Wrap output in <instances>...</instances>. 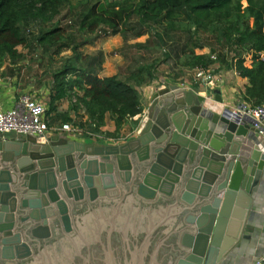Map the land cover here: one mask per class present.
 I'll use <instances>...</instances> for the list:
<instances>
[{
    "label": "water",
    "instance_id": "water-1",
    "mask_svg": "<svg viewBox=\"0 0 264 264\" xmlns=\"http://www.w3.org/2000/svg\"><path fill=\"white\" fill-rule=\"evenodd\" d=\"M210 91L222 104L219 89L158 85L131 139L86 144L51 133H0V240L20 244L2 257L30 256L27 243L10 238L15 227H30V241L47 236L49 227L79 224V211L111 208L134 238L143 216L150 227H163L166 239L177 235L181 256L168 264L239 258L257 228L264 136L249 115L213 109ZM156 228L148 230L138 257Z\"/></svg>",
    "mask_w": 264,
    "mask_h": 264
},
{
    "label": "trees",
    "instance_id": "trees-1",
    "mask_svg": "<svg viewBox=\"0 0 264 264\" xmlns=\"http://www.w3.org/2000/svg\"><path fill=\"white\" fill-rule=\"evenodd\" d=\"M70 1L0 0V67L18 63L22 54L17 46L29 47L36 42L56 48L57 53L66 49L67 35L56 17ZM132 19L146 28L161 26V32H154V38L161 43L163 38L174 41L172 60L178 64V72L184 68H207L217 61L247 79L243 100L249 106H264V0H132L108 7L93 4L77 13V31L91 34L99 30L102 36L122 34L126 38L123 26ZM32 20L45 24V28L38 33H26V27L22 29L21 24ZM198 32L205 35L200 39L201 44L192 48L183 44L185 39L196 40ZM141 35L143 32L139 31L132 36ZM146 42H151L149 37ZM204 46L209 47L208 53L195 52V48ZM166 56L171 57L169 53ZM248 57L250 66L244 64ZM153 67V64L142 65L126 79L118 74L99 77L93 64L79 66L76 60H68L53 74L45 117L54 122L55 118L49 115L57 111L56 103L68 100V110L56 112L57 116L70 121L68 111L82 108L87 122L94 123V131H99L105 115L109 114L115 126L113 137L125 121L142 112L135 86L151 82Z\"/></svg>",
    "mask_w": 264,
    "mask_h": 264
},
{
    "label": "rangeland",
    "instance_id": "rangeland-1",
    "mask_svg": "<svg viewBox=\"0 0 264 264\" xmlns=\"http://www.w3.org/2000/svg\"><path fill=\"white\" fill-rule=\"evenodd\" d=\"M131 1L132 0H71L70 3L64 4L61 7V13L56 17V20L60 21L62 28L64 29V33L67 35V40L65 42L67 45L66 49L57 53L56 48L43 47L36 42H32L29 47L17 46L16 48L17 51L27 53L25 61H28L27 65L34 73H32V77L34 79L33 83L36 80L41 79L45 82L47 81V87L50 88L52 86L53 74L57 72L58 69L68 60H76L79 66L93 64L96 70L100 67V65L97 64L98 61H100L101 64L102 62L104 63L107 61L108 63L105 64V67L108 69L114 67V69L117 70V74H119L122 78L123 76L129 77L130 70H133L132 72H134L142 65L151 64L154 65L152 71L153 79L151 82L154 80L156 82H158V80H170L169 82L182 83V81H187L190 77L192 78V76H190L191 73L185 71L187 68H184V71L182 72H178V64L175 65L172 60L174 50L172 45L174 44V41H167L166 38H163L161 43L154 38V32H161L160 25H150L146 28L145 26H140L136 19H132L126 26H123L126 38H124L122 34L102 36V34L99 33V30L91 34L80 33L77 31V13L81 9L89 7L93 4H98L99 7H108L109 4L119 5L121 3H128ZM44 25L45 24L43 23L40 25L38 22L32 20L27 24H21V27L22 29H25L26 27V31L28 30V33L30 34L31 32L38 33L40 29L42 30L45 28ZM139 31L143 32V35L133 38L132 35ZM148 37L151 42L145 43ZM204 37V34L198 32L195 34V38L193 37L196 40L191 41L189 39H185L183 44L192 48V46L197 43L201 44L200 39ZM173 39L177 41L175 38ZM208 41H210V45H213L216 49H218L217 45H215L213 41ZM75 47H77L76 51H74ZM203 48L209 50L208 46H204L201 49L195 48V52H200ZM118 52L119 55L116 54ZM166 53H169L171 57L167 58L168 54L166 56ZM213 55H215V53ZM114 57L115 62L113 60ZM116 59H120V61H116ZM249 61L250 59L248 57L244 64L248 66ZM207 68H211V66ZM193 69L194 68L187 70H191L192 72ZM177 76L181 78H177ZM196 85L198 87L201 86L198 83ZM202 89H204V87H202ZM34 97L36 98V95ZM60 107L62 110L67 109L68 102L63 101ZM51 115L53 116V114ZM74 118L83 124L87 121L85 116H83L78 110H76ZM15 135L16 134L13 132L7 134V136L10 137Z\"/></svg>",
    "mask_w": 264,
    "mask_h": 264
},
{
    "label": "flooded vegetation",
    "instance_id": "flooded-vegetation-1",
    "mask_svg": "<svg viewBox=\"0 0 264 264\" xmlns=\"http://www.w3.org/2000/svg\"><path fill=\"white\" fill-rule=\"evenodd\" d=\"M117 212L111 208L82 210L79 216L83 215V218H77L79 224L74 221L70 229L49 227L47 236L30 241L27 239L30 227H15L11 230L10 238L18 236L20 243H27L30 256L22 260L3 258L2 254H10L11 246L20 244L6 245L0 240V264H29L32 261L36 264H168L181 256L176 243L177 235L168 233L166 239L163 227L156 225L151 226L158 228L150 237L146 251L138 257V251L142 245L145 246V237L151 229L146 216H143L141 224L133 226L136 233L134 238L130 230L132 227L116 222ZM132 218L136 221L140 216ZM123 227L128 231L126 234L122 231ZM57 256L60 260H56Z\"/></svg>",
    "mask_w": 264,
    "mask_h": 264
},
{
    "label": "crops",
    "instance_id": "crops-1",
    "mask_svg": "<svg viewBox=\"0 0 264 264\" xmlns=\"http://www.w3.org/2000/svg\"><path fill=\"white\" fill-rule=\"evenodd\" d=\"M18 52L22 54V58L18 61L16 65H13V66L11 65L12 66L11 68V66L9 67L7 63H5L4 65L0 67V109L1 110H5V109L12 107L13 100L17 98L18 95L25 93V92H29L30 94L34 96L36 95V98L38 97L44 103H48V100H49V97H48L49 88L47 87L48 85L47 81L45 82L39 79L33 83L34 79L32 75L34 73L33 71L30 70V67L27 65L28 61L27 62L25 61V57L27 56L26 55L27 53L23 51H18ZM208 52L209 50H206L205 48H203L200 52H196V53L206 54ZM116 54L119 55V52ZM113 60L115 62V57ZM116 61H120V59H116ZM107 63H108L107 61L104 63L102 62L98 70H96L99 77L112 76V75L117 74V70H115L114 67L110 69L105 67V64ZM250 63L251 62L249 61L248 66H250ZM211 68L214 70V74L220 79L221 85L217 89L220 90L221 96L223 98L222 104L215 102L213 97L211 99L209 98L211 107L215 110L217 109L220 110V109H224V107H227L231 111L237 112V108L240 103L248 106V104L243 100V93H244V88L247 85V79L238 76V74L233 69H229L217 61L214 62L213 65H211ZM132 71L133 70H130V74L135 73V71L134 72ZM185 71L190 72L191 73L190 76H192L191 70L185 69ZM30 75L32 78L30 77ZM123 78L126 79L127 77L123 76ZM177 78H181V77L177 76ZM192 78L190 77L188 78L187 81H182V83L181 82H169L170 80L168 81L158 80V82H156L154 80L153 82H150V83L147 82L140 86H135L140 96V104L142 107V111L146 109V106L148 104V99L151 93L155 90V88L158 85L162 83H164L165 85L175 84L179 87L194 90V91H196L197 89L201 90L202 87L201 86L198 87L196 85L197 83H195L194 80H192ZM128 81L129 83L133 84V81H131L130 79H128ZM72 100L74 101V99ZM67 101L68 100H66V102ZM62 103L63 101H60V102L58 101L56 103L58 106L57 111H53L49 115L51 118L53 119L55 118L53 123L58 124V123L65 122V120H62V118L57 116V113H56L58 111L59 112L62 111L64 113L68 110V108L65 110L61 109L60 105ZM78 111H80L82 115L85 116L86 120H88L82 108H80ZM75 113L76 111L71 110V109L68 111V115L70 118L72 117L74 118ZM51 114H53V116ZM138 119H139V116L137 118H135L134 116L128 119L127 121H125L123 126L117 133V135H114L113 137L122 138V139H131L134 136L135 125ZM114 130H115V126H114L112 117L109 114H106L104 117V124L103 126L99 128V132L102 133L105 137H109L110 135H111L110 137H112V133H114ZM54 134L64 135L69 139H73L70 136L66 135L65 133H54ZM6 137L17 138L19 136L15 135V136L10 137L6 135ZM74 140L80 141L86 144L111 143L106 138H100L97 140H93V139H88L86 136L82 138L74 139ZM262 183L263 184L260 188L261 191L258 193V195L256 196V199L254 200L255 206H256V213L258 215L257 228L256 230L252 232V234L250 235V238H248L245 241L244 247L241 251V254L239 255V258L234 257L232 260L231 259L227 260L225 264H253L251 262L254 258L256 259L255 257L256 253L264 252V177H263Z\"/></svg>",
    "mask_w": 264,
    "mask_h": 264
},
{
    "label": "built area",
    "instance_id": "built-area-1",
    "mask_svg": "<svg viewBox=\"0 0 264 264\" xmlns=\"http://www.w3.org/2000/svg\"><path fill=\"white\" fill-rule=\"evenodd\" d=\"M29 32L28 30L26 31ZM215 59V55H211ZM192 77L195 83L202 87L217 89L220 85V79L214 74L212 68L195 67L192 70ZM212 98V92L208 95ZM45 103L38 97L29 92L22 93L13 100V106L1 110L0 109V133L3 136L13 132L18 136L27 134L40 135L44 133H65L73 139H78L86 136L89 139L97 140L106 138L110 142L122 140V138L105 137L99 131H94L95 124L89 123L81 124L78 120L72 117L70 121L62 123H50L45 117ZM241 115H249L256 121L255 127L259 128V133L264 136V106H247L239 104L237 112ZM237 113L236 111H232ZM140 117L136 115L135 118ZM253 264H264V255L257 257Z\"/></svg>",
    "mask_w": 264,
    "mask_h": 264
},
{
    "label": "bare ground",
    "instance_id": "bare-ground-1",
    "mask_svg": "<svg viewBox=\"0 0 264 264\" xmlns=\"http://www.w3.org/2000/svg\"><path fill=\"white\" fill-rule=\"evenodd\" d=\"M228 115V114H227Z\"/></svg>",
    "mask_w": 264,
    "mask_h": 264
}]
</instances>
